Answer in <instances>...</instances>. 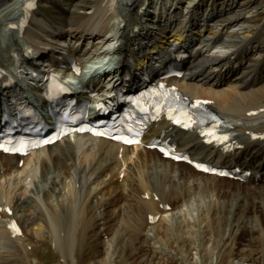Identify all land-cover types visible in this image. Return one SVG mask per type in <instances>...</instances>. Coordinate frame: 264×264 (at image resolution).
Masks as SVG:
<instances>
[{
    "label": "bare ground",
    "instance_id": "obj_1",
    "mask_svg": "<svg viewBox=\"0 0 264 264\" xmlns=\"http://www.w3.org/2000/svg\"><path fill=\"white\" fill-rule=\"evenodd\" d=\"M22 1L0 0V64L13 66V46L18 44L21 47L26 41L35 47L38 44H43V49L40 48V50H74L79 44L77 42L85 38L82 37L83 32L91 28L90 24L94 22H96V25L103 26L101 30L103 35L108 34L106 39L101 38L98 42L104 44L102 47L109 50L111 54H113L111 50H115L117 47L119 48L118 55L128 54V50L124 48L126 43L118 46L120 42L118 37L121 36V38L127 39L128 35L126 34L130 31L129 29L133 28L127 24L131 19H135L136 6L127 7V2L130 4L134 0H55L56 3L52 12L57 17L40 13L37 19L42 21L41 23L45 24L46 27L56 26V30L60 29L62 31L64 30L63 27L67 28L68 37H74L75 39L72 42H67L64 47L51 42L53 40L52 34H46L49 35L51 40H48V37H46L48 39H42L37 35L32 30L35 22L25 35L21 33L18 35L17 31L9 36L4 19L12 14ZM44 1L51 2L52 0H42V4H44ZM239 2L240 0H214L211 4L207 3L206 8L209 12L207 14L210 15V11L214 13L213 19L207 26V31L203 27L198 30L201 27V25L198 26L200 24L199 18L204 16L203 9L196 10L193 18L185 14L182 16L185 20L182 27L188 28V39L195 40V37L199 38L207 35V38H205L207 41H201L200 46L194 52L199 56L187 64L185 76L176 80L175 83L193 98L210 99L214 110L222 114L232 129L237 132L235 136L236 143L243 144L242 152L238 153L239 150L236 154H240L237 159L241 167L245 169L251 167L252 169V175L243 183L251 186H245L247 188L241 189L242 183L240 181H231L226 184L224 183L225 178H219V183H217L218 181L214 184L204 182L200 189L203 191H217L218 198L222 199L221 210L224 206L229 205L230 214L227 218L232 220L234 224L242 226V229H247L251 224L261 221L260 213L264 215V163L262 166H258L259 162L264 161V120L257 125L255 124V127L252 123L264 117V103L260 105V99L258 98L264 93V23L257 29L247 26L246 18L242 16L243 12L236 11ZM239 7V9H243L241 6ZM230 13L233 14L230 15ZM253 16L258 17L260 13L252 14L250 18ZM174 17L178 18L177 14H174ZM121 22H125L123 27L120 25ZM237 28H245L243 30L244 39L240 43L234 44L230 37L238 32L236 31ZM218 33L222 38L221 40H225V44L214 46L209 39L215 37ZM176 34L175 31L171 32L170 36L164 39L163 42L180 44L183 41V36H175ZM62 43H64L63 40L60 41V44ZM94 44L97 43L94 42ZM219 47H226L229 49L228 53L230 54L212 52ZM148 52L152 53L153 49L151 48ZM94 53H97V50L92 52V54ZM254 55H258V59H254ZM166 59H161V62L157 64V68L164 66ZM143 64L144 61L141 60L139 64L135 65V69H139ZM110 67L113 66L110 65ZM84 76V74H81L78 78L76 76H69V78L73 83H76ZM17 78L20 83L32 84L27 81L26 77H23L22 73H19ZM240 121L244 122L240 124ZM150 131L147 138L151 139L157 133L162 134L165 132V138L171 137L172 140H177L179 149L189 152L192 159L199 158L204 151H209L207 154L209 156L214 151L205 143L204 137H201L198 132L187 136V140L181 144L180 139L185 137L188 132L181 130L179 126L173 125L167 120L159 121ZM150 156L154 158L158 155L157 152L149 151L147 148H142V146L121 147L119 144L103 138L85 137L83 135L51 144V146L28 156L20 157L0 153V231L5 236L21 242L26 247L28 238L18 236L19 234H16L13 229L7 226V219H15L18 222L21 226L22 235L25 234V230L27 233L32 230L38 234L46 225L52 235V237L50 236L52 244H55L57 248L59 247L64 254L69 255L68 253L73 251L76 244H84V237L87 239L91 235L92 237L97 236V232L94 233L97 219L94 220L95 218L92 215L94 205L92 204L93 199L90 197H96L94 195L98 193H105L107 189V193H110V188L112 190L116 188L115 177L118 181L121 178L120 176L124 174L125 182L128 180V176L132 174L131 172H134V177L130 176L132 179L129 180L132 191L142 193L145 197L143 196V199L139 200L140 204L136 205V220L133 219L134 222L128 221L127 223L134 228L139 221L138 225L141 226L142 212L146 211V221L149 224H155L154 217L156 213H159L160 204L164 207L162 210L165 213H162V218L159 217L158 219L160 225L163 221L173 223L174 217L178 216V212L167 213L170 208H167L165 203L162 204V200L167 198L164 196V191L160 192L162 187L160 189L155 187L150 179L152 175L149 178L142 176L140 165H143V162L147 161ZM155 158L157 159V157ZM21 159L23 165L20 166L18 163ZM16 160L17 162L14 164ZM178 169L177 176L182 182H186L189 177L184 172V168L178 167ZM207 177L218 179L212 175H207ZM155 179L157 178L155 177ZM59 186H62L63 190L57 191L56 188ZM225 187H228L229 191ZM235 189L237 193L233 197L232 192ZM189 190L187 189V191ZM187 191L184 196L180 192H178L179 194L170 192V195H174L171 202L180 201L178 198L183 199L184 203L189 202L191 193L188 194ZM252 194L254 195L253 198ZM53 195L61 201L68 200L66 206L65 202L61 203L62 213H57V211L48 212L47 205L51 203ZM120 195L117 194V198L114 199L115 203L119 201ZM158 195L159 197H157ZM122 199L124 200V198ZM157 199L158 202H156ZM111 200L113 201V199ZM103 206L104 210L100 213L101 218L106 221L108 206ZM251 209H253L254 215L250 214ZM148 211L151 212V217H149ZM95 217L97 218V216ZM36 225H39L37 229L31 228V226ZM158 226L150 227V230L154 229L157 233ZM16 246L18 247L19 244ZM17 258L10 251L0 249V264L17 263Z\"/></svg>",
    "mask_w": 264,
    "mask_h": 264
},
{
    "label": "rangeland",
    "instance_id": "obj_2",
    "mask_svg": "<svg viewBox=\"0 0 264 264\" xmlns=\"http://www.w3.org/2000/svg\"><path fill=\"white\" fill-rule=\"evenodd\" d=\"M239 6L243 9H239ZM236 11L243 12L242 16L246 18L247 26L257 29L264 23V0H240ZM257 13H260V16L250 18L252 14L255 15ZM232 14L230 13V15ZM244 29L236 32L233 37H230L234 41V44L243 41ZM214 51L226 55L230 54L228 53L229 49L226 47L215 48L212 52L215 53ZM258 57V55H254V59H258ZM262 94L258 97L260 105L264 103V93ZM263 120L264 117L252 123L255 127ZM243 122L240 121V124ZM181 142H185V140L182 139ZM148 150L157 152L155 150ZM157 155L155 156L157 159L150 156V160H145L143 165H140V169H142L141 173L145 178H149L152 175L150 179L155 187L158 189L162 187L160 189L162 191H159H164V196L167 198L163 199V203H161H165L171 208L167 213L178 212V216L174 217L173 223L163 221L160 225V220H157L155 224H149L146 221V211L142 212L140 219L141 226L138 225L139 221L134 228L127 223L128 221L134 222L136 220V205L140 204L139 200L143 199L142 197L144 196L142 193L139 194L132 191L129 182L132 179L130 176L134 177V172H131L132 174L128 176V180L125 182L124 174L120 176L121 178L118 181L117 177H115L116 188L113 190L109 189V192L112 193L111 195L107 193L108 189L105 193L95 194L94 196L96 197L91 196L93 194L90 195V198L93 199L92 204L94 205L92 207V215L95 218L94 220L97 219L94 233L97 232L98 237L96 235L94 237L91 235L87 239L84 237V244H76L73 251L68 253L69 255L67 253L64 254L59 247L57 248L55 244H52V240H50L52 235L46 225L38 234L32 230L28 231V234L25 230V234L20 235L21 238H28L26 247L21 242L5 236L0 231V249L2 251H10L18 257L16 259L17 263L13 264H264V215L260 213L259 217L261 221L251 224L247 228L248 230L242 229V226L234 224L232 220L227 218L230 214L229 205L224 206L223 210H221L222 199L218 198L217 191H203L200 189L204 182L214 184L217 181L219 183V179L208 178L205 174L204 176L200 175L197 171H194L193 166L189 163L171 160L164 161L165 159L159 152H157ZM16 162L17 160L14 164ZM21 163L19 162L18 164L21 166ZM149 166L151 167L149 168ZM178 167L184 168V172L189 177H187L186 182H182L179 176H177L179 173ZM231 181V179H226L224 183L227 184ZM166 182L168 183L166 184ZM169 184L174 185L170 187L171 185ZM245 186L249 187L251 185L242 183L241 189L247 188ZM59 187L56 188L57 191L63 190L62 186ZM227 188L225 187L229 191ZM187 189L190 190L187 191ZM186 191L188 194L189 192L191 193L189 202L184 203L181 198H178L180 201L177 200L176 203L175 201L171 202L174 195H170V192H177L175 194H179L178 192H180L184 196ZM118 193L121 194L120 199L115 203L114 199L117 198ZM236 193L235 189L232 192V196L234 197ZM253 196L252 194V198ZM56 198L53 195L52 201L50 200L51 203L47 205L48 212L57 211V213H62L63 209L60 208L61 203L65 202L66 206L68 205V200L61 201ZM158 201L157 199L156 202ZM53 202L54 204L56 203L55 206ZM103 205L108 206L106 221L101 218L100 213L104 210ZM159 206H161L159 213H156L158 219L159 217L162 218V215L165 214L162 210L163 206L161 204ZM148 213L150 214L151 212L148 211ZM250 214L254 215L253 209L250 210ZM91 220L90 222L92 223L93 220ZM156 225H159L157 233L154 229L150 230V227L153 228ZM38 226H31V228L37 229ZM135 235L138 237H135L136 240L134 238ZM9 243L14 245L11 246ZM18 244L20 248L16 246ZM23 247L26 250L21 249Z\"/></svg>",
    "mask_w": 264,
    "mask_h": 264
},
{
    "label": "snow or ice",
    "instance_id": "obj_3",
    "mask_svg": "<svg viewBox=\"0 0 264 264\" xmlns=\"http://www.w3.org/2000/svg\"><path fill=\"white\" fill-rule=\"evenodd\" d=\"M97 134H100V133H97ZM47 142V141H46ZM126 143H131L132 141H125ZM7 150V149H6Z\"/></svg>",
    "mask_w": 264,
    "mask_h": 264
}]
</instances>
